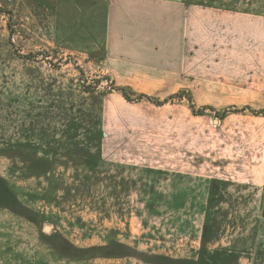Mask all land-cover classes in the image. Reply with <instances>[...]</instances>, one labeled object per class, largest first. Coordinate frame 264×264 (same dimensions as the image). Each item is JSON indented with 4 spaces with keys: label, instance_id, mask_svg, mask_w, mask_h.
I'll use <instances>...</instances> for the list:
<instances>
[{
    "label": "rangeland",
    "instance_id": "obj_1",
    "mask_svg": "<svg viewBox=\"0 0 264 264\" xmlns=\"http://www.w3.org/2000/svg\"><path fill=\"white\" fill-rule=\"evenodd\" d=\"M201 3L248 13L214 74L264 92V0ZM79 20L0 0V264H264V96L124 91Z\"/></svg>",
    "mask_w": 264,
    "mask_h": 264
},
{
    "label": "crops",
    "instance_id": "obj_2",
    "mask_svg": "<svg viewBox=\"0 0 264 264\" xmlns=\"http://www.w3.org/2000/svg\"><path fill=\"white\" fill-rule=\"evenodd\" d=\"M69 2L80 15L78 22H72V31L80 32L81 39L96 40L89 45L98 46L95 54L124 91L164 98L189 89L195 102L213 113L228 103H250L264 96V92L249 90L252 86L245 82L246 77L236 80L214 74L219 67L211 57L215 54L212 39L226 41L234 32L233 19L242 22L248 13L206 6L201 0ZM165 168L162 170L170 171ZM259 180L264 184V165L256 177Z\"/></svg>",
    "mask_w": 264,
    "mask_h": 264
},
{
    "label": "built area",
    "instance_id": "obj_3",
    "mask_svg": "<svg viewBox=\"0 0 264 264\" xmlns=\"http://www.w3.org/2000/svg\"><path fill=\"white\" fill-rule=\"evenodd\" d=\"M8 2H10L11 0H7Z\"/></svg>",
    "mask_w": 264,
    "mask_h": 264
}]
</instances>
